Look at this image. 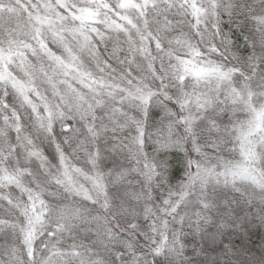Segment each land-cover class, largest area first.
Masks as SVG:
<instances>
[{"label":"snow or ice","instance_id":"snow-or-ice-1","mask_svg":"<svg viewBox=\"0 0 264 264\" xmlns=\"http://www.w3.org/2000/svg\"><path fill=\"white\" fill-rule=\"evenodd\" d=\"M262 230L264 0H0V264H264Z\"/></svg>","mask_w":264,"mask_h":264},{"label":"trees","instance_id":"trees-1","mask_svg":"<svg viewBox=\"0 0 264 264\" xmlns=\"http://www.w3.org/2000/svg\"><path fill=\"white\" fill-rule=\"evenodd\" d=\"M222 23L221 27L225 32H230L231 38L236 41L237 45L239 46V50L241 54H246L245 48H244V40L242 34L236 30L235 25L232 24L230 25L228 23V17L227 15H224L221 17ZM251 27V25H249ZM247 31V30H246ZM103 49V46H101ZM110 50V48H109ZM153 121H158L160 118V113L159 111H154L153 114ZM14 137V133L12 134ZM149 152L151 151V147L147 149ZM51 150H49L50 152ZM172 164L170 168V181L173 185L177 184L181 178H183L184 171H183V164L179 162L175 157H172ZM166 194V193H165ZM154 195L159 196V193H154ZM140 223L143 224L144 221L141 219ZM264 231V230H262ZM231 239L234 241L236 244L237 248L240 247L241 245V240L243 239L244 244L246 245V250L244 252V255L240 257L242 260H248L251 261L253 259L259 260V247H260V242H259V235L257 234V230L255 228H251L248 232L246 233H236L231 237ZM85 243L87 241L85 240ZM187 243L189 245V256L193 260H199L202 259L201 257H193L191 255V248H192V237L189 236L187 238ZM3 244V236L0 234V245ZM215 247V246H213ZM218 254V251H212L211 249L209 250V256L210 257H215Z\"/></svg>","mask_w":264,"mask_h":264}]
</instances>
